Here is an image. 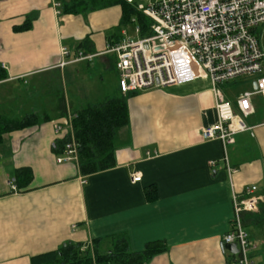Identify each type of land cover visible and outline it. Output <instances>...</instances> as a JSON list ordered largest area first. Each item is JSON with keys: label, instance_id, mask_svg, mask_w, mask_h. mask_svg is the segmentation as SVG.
Segmentation results:
<instances>
[{"label": "crops", "instance_id": "crops-1", "mask_svg": "<svg viewBox=\"0 0 264 264\" xmlns=\"http://www.w3.org/2000/svg\"><path fill=\"white\" fill-rule=\"evenodd\" d=\"M53 2L60 0H0V72L6 75L0 115L33 112L38 119L2 134L0 264H31L33 255L94 238L106 249L120 235L135 252L164 242L166 249L143 264H237L222 237L233 216L232 195L244 196L250 185L264 194V96H252L254 112L227 146L225 161L221 141L201 136L202 127L217 123L208 79L137 91L127 99L128 123L115 136V166L82 175L77 163L56 161L53 144L63 134L54 124L63 121V110L100 101L118 85L107 46L126 30L119 4L65 14ZM28 15H35L31 27L15 30ZM63 47L68 61L83 58L60 66ZM240 79L250 85L232 93L222 85L234 110L238 94L253 88L254 77ZM21 167L32 178L20 188L13 176ZM133 172L139 181L131 180ZM147 187L155 188V199L146 198ZM247 232L249 257L264 264V229Z\"/></svg>", "mask_w": 264, "mask_h": 264}, {"label": "built area", "instance_id": "built-area-1", "mask_svg": "<svg viewBox=\"0 0 264 264\" xmlns=\"http://www.w3.org/2000/svg\"><path fill=\"white\" fill-rule=\"evenodd\" d=\"M124 1L151 20V34L137 39L125 35L107 46V52L115 54L120 91L125 94L208 79L217 123L202 127L201 136L220 140L226 161L227 146L234 142L235 134L246 130L244 119L254 112L252 96H264V0H146V4ZM52 5L59 13L60 3ZM135 32H139L138 26ZM67 55V49L61 48L60 66L83 58L79 53L68 61ZM243 77H254L256 88L240 92L234 110L222 85ZM74 116L68 109L63 121L54 124L56 134L69 137L56 155L58 163H77ZM215 163L209 161L211 166ZM227 169L233 172L228 164ZM140 179L139 172L131 173L133 182ZM245 193L232 195L233 216L222 237V247L235 243L237 264H253L249 257L252 244L241 213L257 211L262 198L255 185L247 186Z\"/></svg>", "mask_w": 264, "mask_h": 264}, {"label": "trees", "instance_id": "trees-1", "mask_svg": "<svg viewBox=\"0 0 264 264\" xmlns=\"http://www.w3.org/2000/svg\"><path fill=\"white\" fill-rule=\"evenodd\" d=\"M113 4H119L122 9L120 25H128L135 22L139 28L140 37L151 34V20L138 11L133 4L124 0H60L61 13L78 14L96 10ZM35 15H28L22 25L15 30H27ZM83 42H87V39ZM80 43V45L83 44ZM5 73L0 72V79L5 78ZM239 84V88L247 87L244 79L234 80L233 84ZM239 89V90H240ZM134 92L122 93L117 85L102 100L88 102L76 109L73 113V132L77 142V165L82 175H89L115 166V136L119 129L128 123L127 99ZM64 94H60V105L64 109ZM66 114L63 110L62 116ZM49 119L48 117L44 118ZM37 116L33 112H27L22 117H7L0 115V142L2 134L11 130L22 129L37 122ZM69 139L64 134L53 144V151L57 155ZM14 182L17 187H25L31 181L32 173L27 167L17 168L14 172ZM259 201L257 211H245L241 213L242 224L246 230L264 229V194ZM148 200L156 198L154 187L145 189ZM111 245L104 249L103 239L94 238L90 243L66 242L59 248L33 255L31 264H143L154 255L166 249L164 242L151 241L140 251H132L127 238L123 235L111 237ZM85 246V247H84ZM84 247V248H83Z\"/></svg>", "mask_w": 264, "mask_h": 264}, {"label": "rangeland", "instance_id": "rangeland-1", "mask_svg": "<svg viewBox=\"0 0 264 264\" xmlns=\"http://www.w3.org/2000/svg\"><path fill=\"white\" fill-rule=\"evenodd\" d=\"M151 1H155V0H151ZM135 2L136 3H143V4H146L147 3V1L146 0H135ZM122 27V26H121ZM120 27V28H121ZM124 27V29L126 30V35L128 36V37H130V38H132V39H137V38H139L140 37V35H139V33H136L135 32V25H134V23H130V24H128V25H125V26H123ZM116 29V28H115ZM113 30H114V28H113ZM224 86H226L227 87V89H228V92H230V93H232L233 92V90H239L240 88H239V84H233L232 82H230V83H225L224 84ZM85 247V246H84ZM83 247V248H84Z\"/></svg>", "mask_w": 264, "mask_h": 264}, {"label": "water", "instance_id": "water-1", "mask_svg": "<svg viewBox=\"0 0 264 264\" xmlns=\"http://www.w3.org/2000/svg\"><path fill=\"white\" fill-rule=\"evenodd\" d=\"M252 87L255 89L256 88V81H252ZM224 248L228 249L230 252L236 254L237 253V247L235 243H226L224 244Z\"/></svg>", "mask_w": 264, "mask_h": 264}]
</instances>
